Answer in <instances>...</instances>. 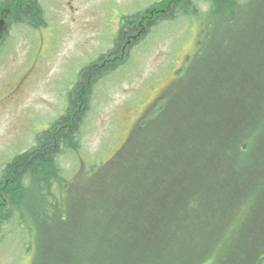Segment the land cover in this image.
I'll use <instances>...</instances> for the list:
<instances>
[{
  "label": "rangeland",
  "instance_id": "rangeland-1",
  "mask_svg": "<svg viewBox=\"0 0 264 264\" xmlns=\"http://www.w3.org/2000/svg\"><path fill=\"white\" fill-rule=\"evenodd\" d=\"M158 1L160 0H39L43 10V26L35 29L22 26L8 34L0 54V93L10 89L20 76L29 71L32 72V79L28 88L22 90L11 103L15 107H6L0 111V178L7 164L17 155L34 147L38 134L48 130L50 124L64 114L68 94L78 82L80 71L114 47L123 17L131 16ZM246 1L238 0L237 7L241 8ZM195 6V13L193 7L185 5L175 19L159 18L147 35L140 34L142 39L131 47L126 62L92 87L89 109L79 132L77 150H63L56 158L61 175L72 182V186L68 185L66 191H81L86 184L89 186V179L102 169L104 172L113 169L117 173L119 161L111 163L112 168L107 161H111L127 143V138L133 135V128L140 123L146 111L154 108L162 94L174 82L181 80L191 67L200 32V38H203L211 31L225 27V33H221V37H227L228 26H222V16L227 14V10L219 8L210 15L208 11L211 4L196 1ZM226 16L225 20H228L230 15ZM207 62V59L198 62L200 73L206 71ZM189 84L197 85L192 81ZM179 94L180 90L175 89L168 97L172 99L170 113L173 117L185 116L191 109L177 104ZM221 112L222 119L225 120L223 124H226L231 109L222 108ZM207 113L214 116L220 113V108L209 107ZM190 119L194 121L195 115L191 114ZM151 120L146 119L143 123L142 134L145 123ZM218 128V124L214 125L212 121V126L206 130L208 139L215 144V148L225 134V129ZM152 137L153 133L148 129V146ZM206 143V139L187 142L186 134L180 132L175 143L173 138L172 157L179 160L181 149L184 152V148L188 151L189 147L199 160L203 152L209 151ZM246 144V153L238 155L234 161L225 156L224 159H218L222 163L218 172L212 173L205 167L198 166L197 169L203 171L200 176L202 183L207 185L198 189L199 197L195 195L188 202L198 208V211L192 220L178 218L176 224L179 228L183 226L184 232L181 231L174 238L161 237V242L171 245L170 248L165 251L162 248L157 251L145 250V264L151 262L149 254H160L158 259L169 254L182 258L203 237L209 244L213 241L219 247L217 250L212 248L200 264H218V258L226 257H233L241 263L249 248L239 247L245 246L251 237L264 239L262 125L252 129ZM150 151L149 147L145 151L140 150L139 158H143L145 153L147 156L161 157ZM133 161L134 152L125 157L124 170L131 167ZM161 175L165 177L167 174L164 172ZM24 183L28 184V181L25 180ZM152 187L151 181L145 179V191L148 193ZM41 193L42 196L37 190L30 189L20 194V211L12 212L0 232V264H63L62 258L68 252L70 244L73 252L80 257L79 264H97V260L92 262L91 257L93 252L98 251L97 246L103 240L100 230V226L104 225L102 219L83 223L82 203L77 201L75 205L78 210H70L68 205L75 197L63 192L57 182ZM100 193L96 197L98 200ZM235 196L238 197L236 201L232 200ZM54 204L66 214L65 220L53 219L51 210ZM8 208L9 205L5 207L4 213ZM41 209L45 211L46 221L49 223L48 239L52 241L50 247L45 245L38 232V220L43 219ZM75 216L78 217L75 220L78 221V226L72 239L67 225L77 218ZM206 217L214 222L213 229L208 232L207 227L211 225ZM60 227H63L61 234L58 233ZM188 231L195 235L187 234ZM118 237L116 229V256L121 254ZM128 241L127 246H131L132 240ZM65 260L67 261L66 258Z\"/></svg>",
  "mask_w": 264,
  "mask_h": 264
},
{
  "label": "trees",
  "instance_id": "trees-1",
  "mask_svg": "<svg viewBox=\"0 0 264 264\" xmlns=\"http://www.w3.org/2000/svg\"><path fill=\"white\" fill-rule=\"evenodd\" d=\"M209 1L212 4L210 14L221 8L227 10L226 15H230L228 20H225L226 15L222 16V26H228L227 37L224 39L221 37V33H225V27L211 31V35L208 33L203 38H200L202 34L200 32L191 67L181 80L174 82L162 94L154 108L146 111L138 126L132 131L133 135L129 136L127 143L117 153V157L108 162L111 167V163L119 161L120 166L116 167L118 174L113 169L109 172L102 169L89 179V186L86 184L81 191L75 193L69 189L66 191L68 185L72 186V182L61 175L56 158L63 150L65 152L77 150L79 132L89 109L92 87L107 74L122 66L131 50L132 40H136L140 34L147 35L159 21V18L145 17L143 27L144 23H141L137 16L123 18L114 47L80 71L78 82L68 94L64 114L37 137L34 147L14 157L6 166L0 179V232L12 212L20 211L21 193L35 189L40 194L57 182L63 192L75 197L68 205L70 210H78L75 205L77 201L82 203L83 223L88 220H93V223L98 219H102L104 223L100 226L103 240L97 246L98 251L93 252L92 262L96 259L97 264H145V250L157 251L162 248L165 251L171 247L161 242V237L174 238L181 234V231L184 232L183 226L179 228L176 222L178 218L186 221L193 219L198 208L189 205L188 202L195 195L199 197L198 189L201 190V187L207 185L202 183L203 179L200 176L203 175V171H199L198 166L205 167L212 173L218 172L222 165L218 159H224L225 156L234 161L238 155L246 153L248 145L246 142L252 129L260 125L264 129V0H247L241 8L237 7L238 0ZM10 3L14 7L16 1L12 0ZM186 3L189 4L190 1ZM21 4V16L14 17L11 22L32 29L43 26V10L39 0L33 4H27L26 0H22ZM175 12L178 13L174 11L171 15L162 17L175 19L177 17ZM147 20L150 22L147 23ZM202 59L208 60V66L205 72L200 73L198 62ZM189 81L197 85L192 86ZM175 89L180 90L177 104L191 108L185 116H171L170 108L173 103L168 97ZM209 107L220 108V113L209 115L207 113ZM222 108L231 109L226 124H223L225 120L221 116L224 112H221ZM191 114L195 115L194 121L190 119ZM149 118L152 120L145 123V131L142 134L143 123ZM212 121L214 125L218 124V129H225V134L219 139L216 148L206 133L212 126ZM148 129L151 134L153 133L149 146L146 139ZM180 132L186 134L187 142L206 139L208 143L205 145L209 151L203 152L198 160L196 153L187 147L188 151L186 148L184 152L181 149V157L176 160L172 157L173 138L175 143ZM179 141L181 142V136ZM148 147L151 148L150 153H158L161 157L147 156L145 153L143 158H139L138 152L145 151ZM132 152L135 154V161L131 163V167L124 170L125 157L130 156ZM164 172L167 175L162 177L161 174ZM145 179L151 181L153 186L148 193L145 191ZM25 180L28 184L24 183ZM99 192L101 193L98 200L96 197ZM237 199L235 196L232 200ZM7 205L8 211L4 213ZM53 206L51 210L53 219L65 220L66 214H63L57 205ZM43 209H41L43 219L38 220V232L45 245L50 247L52 245V241L48 239L50 228ZM216 213L215 210L214 214ZM209 218L206 217L211 225L207 227V232L213 229L214 225ZM75 220H78V217L67 225L71 237L78 226V221ZM61 229L63 230V227L59 228V234L63 232ZM116 229L121 242V254L118 256L114 254ZM186 233L192 234L189 231ZM255 238L251 237L245 246L239 247L249 248L246 258L241 260V263L233 257L218 258L219 263L264 264V239ZM128 240H132L131 246H127ZM218 247L217 243L214 244L212 241L209 244L203 237L202 241L189 248L182 258L169 254L158 259L160 254L156 256L149 254V260L150 264H200L212 248L217 250ZM72 248L70 244L68 252L62 258L63 264L80 263L78 253H74ZM59 256L62 257L60 254Z\"/></svg>",
  "mask_w": 264,
  "mask_h": 264
},
{
  "label": "flooded vegetation",
  "instance_id": "flooded-vegetation-1",
  "mask_svg": "<svg viewBox=\"0 0 264 264\" xmlns=\"http://www.w3.org/2000/svg\"><path fill=\"white\" fill-rule=\"evenodd\" d=\"M11 1L12 0H0V54L2 53L1 51L8 38V34L14 31L16 28L22 27L21 25H17L16 23L14 24L13 22H11V20L14 17L21 16L22 0H15L16 3L14 4V7H12V3H10ZM26 1L27 4L28 3L33 4L34 2H37V0H26ZM187 1H190V3L187 4L186 3ZM196 1H199L200 3H204V4L207 3L211 4L209 0H196ZM196 1L195 0H160L158 2L150 4L149 6L141 9L135 14H132L131 16H137L140 22L144 23L143 27H145V17L158 19L161 18L162 16L171 15L174 11H178V13L179 12L181 13L185 5H190L191 7H193V11L195 13V11L197 10L195 8ZM211 10L212 7L209 8V11ZM178 13H176V15H178ZM149 22L150 21L147 20V23ZM30 73L32 72L29 71L23 74L22 76H20V78H18L16 83L10 89H8L6 92L0 93V108H1L0 111L4 110L6 107L7 108L15 107L11 103H13L18 98L22 90L28 88L30 84V80L32 79Z\"/></svg>",
  "mask_w": 264,
  "mask_h": 264
}]
</instances>
